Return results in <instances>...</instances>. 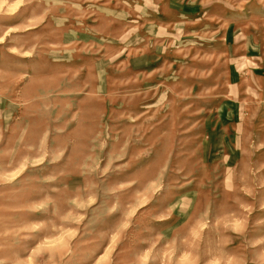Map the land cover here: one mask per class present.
<instances>
[{
  "label": "rangeland",
  "instance_id": "obj_1",
  "mask_svg": "<svg viewBox=\"0 0 264 264\" xmlns=\"http://www.w3.org/2000/svg\"><path fill=\"white\" fill-rule=\"evenodd\" d=\"M0 264H264V0H0Z\"/></svg>",
  "mask_w": 264,
  "mask_h": 264
}]
</instances>
